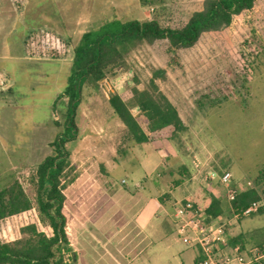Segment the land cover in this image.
<instances>
[{"label":"rangeland","instance_id":"374dc122","mask_svg":"<svg viewBox=\"0 0 264 264\" xmlns=\"http://www.w3.org/2000/svg\"><path fill=\"white\" fill-rule=\"evenodd\" d=\"M13 1L0 0V188L20 180L34 201L28 175L53 152L51 141L62 130L64 104L60 100L55 107L58 124L51 106L66 84L81 34L105 24L116 31L120 22L131 19L178 27L203 0H22L20 11ZM43 27L68 39L66 55L23 53L27 31ZM159 68L164 76L155 81L188 129L180 140L133 144L108 97L116 92L128 102L131 88L145 87L151 71ZM131 111L139 113L135 107ZM76 125V137L65 143L70 181L63 189V212L75 253L70 263L192 264L199 250L194 240L185 238L189 232L178 231V201L192 195L201 179V186L217 189V196L228 203V188L251 187L264 175V0L235 15L228 26L203 32L190 47L172 50L166 39L132 47L122 66L110 68L97 83L85 81ZM170 145L182 155L176 161L165 157ZM183 161L190 163L188 174L178 170ZM225 171L229 178L221 184ZM122 175L126 180L120 184ZM126 175L144 179L133 185ZM180 178L185 182L176 184ZM261 180L260 208L264 176ZM140 204L137 221L145 233L129 219ZM258 206L251 214L225 212L213 220L228 239L240 235L236 244L247 261L264 259V210ZM35 213L1 221V238L16 237L21 224L37 221ZM39 228L51 233L49 227Z\"/></svg>","mask_w":264,"mask_h":264},{"label":"trees","instance_id":"16d2710c","mask_svg":"<svg viewBox=\"0 0 264 264\" xmlns=\"http://www.w3.org/2000/svg\"><path fill=\"white\" fill-rule=\"evenodd\" d=\"M255 1L203 0L201 7L192 11L178 27L162 26L156 19H131L120 22L116 31H109L105 24L81 34L72 49L66 84L55 94L51 106L54 117L57 102L61 100L64 104L62 130L51 141L53 152L33 165L28 175L29 184L34 186V201L20 180H13L0 188V222L31 210L36 212L37 219L21 224L18 235L12 239H2L0 235V264H71L69 257L73 259L75 253L65 230L66 216L63 212V189L70 181L69 151L65 143L77 134L76 112L82 100L85 81L91 79L97 83L106 77L110 68L124 64L132 47L143 42L166 39L172 50L190 47L203 32L228 26L235 15L250 9ZM13 3L19 11L22 10V0H14ZM69 46L67 38L47 27L29 29L22 40L23 53L27 56L62 57L67 54ZM162 76L163 69H153L145 87L131 88L132 95L128 102L116 92H111L108 97L109 105L124 124L127 138L133 144L159 138L180 140V134L187 129L177 108L155 81ZM133 107L139 110L138 115L132 113ZM57 118L54 117L56 124ZM179 171L183 174L184 169ZM260 171L264 174V166ZM262 177H256L251 187L238 189L228 203L214 195L209 187L201 185L183 202L189 201L193 208L200 210L207 222L225 212L242 215V211L253 201L263 198L260 188ZM182 180L180 178L174 182L178 184ZM258 210H264V207ZM39 224L49 227L51 233L40 229ZM236 242H240V235L229 239L232 245ZM262 243H258L259 250H262ZM199 258L200 253L194 257V262ZM251 264H258V261Z\"/></svg>","mask_w":264,"mask_h":264},{"label":"built area","instance_id":"2783aa9c","mask_svg":"<svg viewBox=\"0 0 264 264\" xmlns=\"http://www.w3.org/2000/svg\"><path fill=\"white\" fill-rule=\"evenodd\" d=\"M2 83L4 82L0 79V84ZM228 178L229 172L225 171L221 176L220 183L225 184ZM124 182L125 179H122L121 183ZM236 192L235 187L228 188L226 191L228 200H232ZM178 204L174 207L175 216L181 222L178 231L181 234L189 232L185 238L194 240L199 250L198 253H200V258L192 264H250V261L242 257L240 245L229 243V239L226 237L224 228L220 223H215L213 220L205 221L200 210L193 208L189 201H178ZM258 205L259 201H253L242 211V215L249 214ZM186 226L190 229H185Z\"/></svg>","mask_w":264,"mask_h":264},{"label":"crops","instance_id":"0c3cea01","mask_svg":"<svg viewBox=\"0 0 264 264\" xmlns=\"http://www.w3.org/2000/svg\"><path fill=\"white\" fill-rule=\"evenodd\" d=\"M23 7H24V5H23ZM183 120V119H182ZM183 122L185 123V125H186V127H187V129H188V124L183 120ZM186 129V130H187ZM162 139H166V138H159V139H154V140H151V141H149V142H146V143H151V142H153V141H155V140H162ZM161 143V142H160ZM163 143V142H162ZM165 144V143H164ZM165 157H169V158H171V159H173L174 161H176V160H178V158H180V157H182V155L180 154V152H179V150L177 149V148H175V147H173V146H171L170 145V147L169 148H167V151H166V154H165ZM159 159H161V156L158 158V161H159ZM191 160V159H190ZM157 164H158V162H157ZM156 164V165H157ZM190 164V163H189ZM189 164H188V162L186 163V162H184L183 161V163H181V165H179V167H178V170H180V169H184V172L186 173V172H188V170L190 169V166H189ZM188 167H187V166ZM156 167V166H155ZM127 176V175H126ZM128 177V176H127ZM137 178H138V176H137ZM136 178V176L134 177V178H129L128 177V182H130L131 184H133V185H138V181H140V180H143L144 179V176H142V177H139V179H137ZM146 178H147V175H146ZM188 179H190V176L189 177H187ZM122 179H125L126 180V178L124 177V175H122V176H120L119 177V183L120 184H123V183H121V180ZM184 180V179H183ZM182 180V183H184L185 181H183ZM187 180V179H186ZM199 183H202L201 185H204V183H203V181L200 179V181H199ZM215 187V186H214ZM213 187V188H214ZM241 189H244V187L243 188H241ZM211 191L213 192V194L214 195H216L217 196V194H218V190L216 189V191H215V189L214 190H212V188H211ZM171 192V194L172 193H174V192H172V191H170ZM223 192L221 191L219 194H222ZM173 196H175L174 194H173ZM169 198L170 197H172L171 195H169L168 196ZM149 198V197H148ZM150 198H151V196H150ZM184 198H186V197H184ZM184 198L182 199H180L181 201L182 200H184ZM154 199H155V195H154ZM177 200H179V199H177ZM177 201H174V205H175V203H176ZM143 204V203H142ZM142 204H140L139 206H137V208H135V210L132 212V214H131V216H130V220H132L133 221V223H134V226H136L137 228H138V230H140L141 232H144L145 233V231H144V229H143V227H142V224H140L138 221H137V217H138V215L140 214V212H141V210H142ZM154 214L156 215V212H154ZM152 225V224H151ZM117 233H119V227L115 230V234H117ZM115 262L117 263V264H119V261L118 260H115Z\"/></svg>","mask_w":264,"mask_h":264},{"label":"flooded vegetation","instance_id":"af4514ba","mask_svg":"<svg viewBox=\"0 0 264 264\" xmlns=\"http://www.w3.org/2000/svg\"><path fill=\"white\" fill-rule=\"evenodd\" d=\"M252 261H256V258L254 260L251 259L250 264L252 263ZM258 264H264V259H261V261H259Z\"/></svg>","mask_w":264,"mask_h":264}]
</instances>
